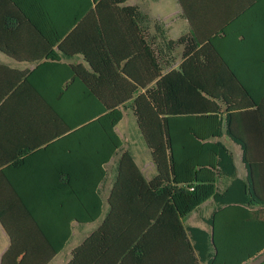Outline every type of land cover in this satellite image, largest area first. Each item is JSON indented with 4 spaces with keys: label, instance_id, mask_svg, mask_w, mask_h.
Wrapping results in <instances>:
<instances>
[{
    "label": "trees",
    "instance_id": "trees-1",
    "mask_svg": "<svg viewBox=\"0 0 264 264\" xmlns=\"http://www.w3.org/2000/svg\"><path fill=\"white\" fill-rule=\"evenodd\" d=\"M127 1H72V32L66 41L77 42L79 31H89L88 45L73 53H82L97 72L103 50L118 58L120 72L113 77L119 79L120 96H99V79L106 73H99L100 78L90 72L83 76L75 68L65 92L74 87L76 77L85 84L84 112L76 106L70 112L54 106L49 122L64 127L54 138L72 139L76 154L81 148L90 196L104 180L105 166L123 150L116 127L124 115L118 108L130 105L157 174L148 181L132 153H121L109 211L72 251L68 264H245L264 252V187L258 183V168L263 166L258 156L264 150L255 145L257 128L264 127V50L254 47L255 35L242 32L244 20L236 17L218 33H191L168 41V53L184 46V61L178 70L163 75L154 52L145 49L143 63V51L128 49L130 28L141 14L137 7L124 6ZM40 5L38 11L47 12ZM111 29L121 31L117 57ZM60 48L70 53L62 44ZM140 88L146 92L134 97ZM63 101L69 102L66 97ZM70 102L78 105L79 99ZM224 135L240 146L246 179L237 176L233 153L214 141ZM220 176L231 179L222 192L217 189ZM211 199L217 209L205 221L209 230L185 228L183 219ZM101 206V200L96 211L88 206V223L102 216ZM0 222L8 231L7 213L1 209ZM8 255L10 250L2 264ZM16 260L14 264H29L30 259Z\"/></svg>",
    "mask_w": 264,
    "mask_h": 264
},
{
    "label": "crops",
    "instance_id": "crops-1",
    "mask_svg": "<svg viewBox=\"0 0 264 264\" xmlns=\"http://www.w3.org/2000/svg\"><path fill=\"white\" fill-rule=\"evenodd\" d=\"M72 1L0 0V209L7 213L9 229L7 231L0 222V264L9 250L6 264H14L15 258L17 262L23 258L30 259L29 264H68L72 251L101 225L109 211V198L123 151L132 153L148 181L157 174L137 120L139 133L130 135L127 146L117 131L119 125L116 127L123 141V150L105 166L106 176L90 196L87 173H82V170L86 172V165L81 164V148L76 154L77 143L72 139L54 138L57 131L64 128L49 122L54 106L60 105L63 112H70V108L76 106L78 112H84L85 84L76 77L73 79L74 87L65 92L75 68L83 76L90 72L100 78L99 73H106L99 79V96L109 99L120 96L116 84L119 79L113 77V73L120 72L118 58L113 55L110 58L103 50L99 55L100 71L97 72L82 53H73L88 45L86 35L89 31H79L77 42L66 41L72 32ZM41 3L46 6L47 12L38 11ZM124 6L137 7L141 14L136 25L130 28L128 49L143 51V63L148 57L145 49L154 52L163 75L178 70L184 61V46L178 45L168 53V41H177L191 33L202 36L218 33L236 17L244 20L242 32L255 35L254 47L264 50V0H128ZM118 34H121L120 30L111 29V35H115L112 36L115 37L112 44L116 48V57L121 46ZM98 35L96 30V44H99ZM61 44L70 53L63 52ZM1 49H10L14 54H7ZM179 50L180 58L177 56ZM145 92L146 88H140L133 96ZM61 93L62 99L58 101ZM65 97L69 100L67 104L63 101ZM72 99H79V104H72ZM118 109L134 115L130 105L126 109ZM257 130L255 145L264 150L262 124ZM225 137L233 142L227 135L214 141L223 142ZM83 156L85 158V154ZM263 156H258L263 163L258 168V183L262 188ZM241 159L243 162L242 150ZM139 161L145 164L143 168ZM237 176L246 179L247 169L245 173H237ZM230 184V178L220 176L217 189L222 192ZM99 200L103 214L95 222L88 223V206L96 211ZM216 209L214 200H208L183 219L184 227L209 230L205 221ZM93 225L97 228L89 233L88 227ZM57 250L60 252L57 253Z\"/></svg>",
    "mask_w": 264,
    "mask_h": 264
},
{
    "label": "rangeland",
    "instance_id": "rangeland-1",
    "mask_svg": "<svg viewBox=\"0 0 264 264\" xmlns=\"http://www.w3.org/2000/svg\"><path fill=\"white\" fill-rule=\"evenodd\" d=\"M177 56H178V58H180L181 50L178 51ZM123 115H124L123 120L120 122L117 131H118L119 135L122 137L123 141H125V144L127 146L128 139L130 138V135L132 134V136H134L136 133H139V132L137 131L138 128H137L136 119H135L134 115L132 114V112L123 111ZM139 137H140L139 139H141V136H139ZM222 141L233 152L234 157H235V163H236L237 168H238V173H245L246 168H245V164L242 162V159H241L240 147L237 146L236 144H234L233 142H231L226 137L223 138ZM150 159L152 160V158H150ZM139 164L142 168L145 166V164L141 163L140 161H139ZM95 228H97L96 225L89 226L88 227L89 233L92 232ZM263 260H264V252L260 256H258L257 258L248 261V264H260Z\"/></svg>",
    "mask_w": 264,
    "mask_h": 264
}]
</instances>
